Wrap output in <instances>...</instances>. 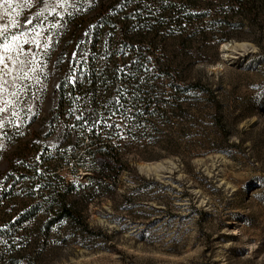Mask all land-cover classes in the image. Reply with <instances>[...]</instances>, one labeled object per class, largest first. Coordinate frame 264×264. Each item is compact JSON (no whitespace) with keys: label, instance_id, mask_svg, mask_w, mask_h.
Segmentation results:
<instances>
[{"label":"rangeland","instance_id":"1","mask_svg":"<svg viewBox=\"0 0 264 264\" xmlns=\"http://www.w3.org/2000/svg\"><path fill=\"white\" fill-rule=\"evenodd\" d=\"M98 1L61 0L52 11V0H33L4 21L9 38L23 32L19 43L35 40L39 47L24 44L31 50L27 59L20 56L25 79L8 62L4 98L11 103L0 102L6 108L0 113V264H264V5L255 20L246 12L227 15L228 0H158L159 32L135 27L128 32L132 42L145 51L154 46L149 52L158 55L174 50L170 18L159 11L160 4H176V13L194 22L186 32L189 59L179 69L209 92L186 97L173 113L179 118L156 123L152 140L126 142L128 164L116 190L78 200L89 232L62 221L42 224L39 205L53 192L67 190L74 202L87 190L86 132L74 131L55 109L70 34L77 21L93 18ZM134 1L113 5L128 8ZM25 18L33 25L12 26ZM54 35L66 43L62 60ZM119 126L121 147L128 129L123 119ZM149 154L155 157L144 159Z\"/></svg>","mask_w":264,"mask_h":264},{"label":"trees","instance_id":"2","mask_svg":"<svg viewBox=\"0 0 264 264\" xmlns=\"http://www.w3.org/2000/svg\"><path fill=\"white\" fill-rule=\"evenodd\" d=\"M114 1L99 0L98 6L90 9L93 18L77 21L68 40L69 50L57 85L55 110L65 115L64 119L74 131L80 128L79 131L86 132L92 167L84 177L88 181L87 190L81 192L80 197L76 196L74 202L67 199L69 192L66 190L53 192L48 198L50 202L39 205V214L44 217L42 224L46 227L62 221L69 227L89 232L83 213L76 206L78 200L116 190L118 178L128 164L121 150L127 147L126 142L130 139L132 143L152 140L153 132L160 129L156 123L164 125L166 121L179 118L173 117V113L176 108L182 109L186 97L200 91L209 92L190 71L179 69L189 59L185 49L191 42L186 32L194 27L191 18L176 13V4H160L159 13L170 18L166 28L174 33L170 38L174 50H164L158 55L155 50L149 52L154 46L149 51L138 49L128 33L135 27L159 32L154 12L158 10V0H148L147 5L136 0L128 8L120 9L113 5ZM263 5L264 0H228L226 14L246 12L256 20ZM52 43L62 48L58 53L62 60L66 43L55 35ZM153 89H159L162 94H154ZM107 116L115 119L109 122ZM118 119H123L128 129L125 131L128 140L122 143L120 137L121 147L117 145L120 136ZM115 137L117 140L113 141ZM154 157L155 154H149L144 159ZM3 239L4 236L0 238L2 243Z\"/></svg>","mask_w":264,"mask_h":264},{"label":"snow or ice","instance_id":"3","mask_svg":"<svg viewBox=\"0 0 264 264\" xmlns=\"http://www.w3.org/2000/svg\"><path fill=\"white\" fill-rule=\"evenodd\" d=\"M47 2V0H46ZM61 0H52L53 8L52 11H55V4L60 3ZM33 4V0H0V102H3L4 104L11 103L10 101L6 100L4 98V93L8 91V88L6 85L9 84V81L7 79L8 76L12 74V68L9 66L8 62H11L13 65L18 64L19 68L17 69V77L19 79H25L28 77V71H25V60H20V56L24 55L27 59V54L31 51L28 48L24 47V44L28 43H37V46L39 47V43L35 40L28 41L25 40L24 44L19 43L21 37L24 35L23 32L19 34H12L11 37L7 35L8 33V25L4 23L6 16L11 15L13 12H15L17 15L19 13L17 12V8H25ZM62 6V4H61ZM11 10V12L9 11ZM43 15V12H40L37 14V17L35 19H38L40 16ZM12 26L14 27H27L28 25H33L34 20L25 18L23 21V24L21 25L18 21L13 20ZM52 27H57L56 24H53ZM34 30V29H33ZM37 36L40 35L39 32L36 33ZM49 45L47 43L44 44V48L47 49ZM13 53L16 55L14 56ZM75 55V53H74ZM7 61V62H6ZM28 64H34L35 63V56L33 55L32 60L27 61ZM31 71H36V67H32L30 69ZM23 73L22 76L19 74ZM13 86H15V78L12 82ZM11 96L17 97L19 99L17 92H12ZM5 107H0V113L5 112ZM80 117H78L79 119ZM2 123H0V127H2ZM3 145H0V148H2Z\"/></svg>","mask_w":264,"mask_h":264}]
</instances>
